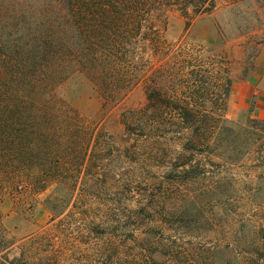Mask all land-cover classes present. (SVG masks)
Instances as JSON below:
<instances>
[{
	"label": "trees",
	"instance_id": "16d2710c",
	"mask_svg": "<svg viewBox=\"0 0 264 264\" xmlns=\"http://www.w3.org/2000/svg\"><path fill=\"white\" fill-rule=\"evenodd\" d=\"M208 1L49 0L15 17L19 36L1 33L0 189L43 196L51 227L23 242L13 257L0 232V264H64L67 246L80 244L119 256L129 244L144 250L145 230L190 223L186 216L197 202L182 187L207 175L206 164L196 157L205 144L202 134L210 128L176 88L215 72L211 62L205 65L199 55L193 56L192 47L167 52L163 33L168 20L139 13L162 15L169 8L188 13L193 8L202 14L215 6V0ZM191 26L192 19L186 30ZM142 45L155 58L165 56L162 66L151 68L145 85L133 81L132 71L131 54ZM174 65L185 73L182 78L170 79L167 71L177 70ZM78 71L100 98L92 120L68 109L57 95L59 85ZM138 84L145 89L146 102L120 113L124 131L117 138L103 123ZM217 127L214 123L213 132ZM121 161L130 162L126 171L118 165ZM110 162L116 164L113 175L103 180ZM70 164L73 178H81L84 188L97 186V207L88 205L95 202L90 199L85 210H78L71 195L62 193L69 190L65 177ZM172 242L174 246L159 250L165 257L161 261L143 251L129 261L109 264H213L194 257L191 247L178 251L176 240Z\"/></svg>",
	"mask_w": 264,
	"mask_h": 264
},
{
	"label": "rangeland",
	"instance_id": "374dc122",
	"mask_svg": "<svg viewBox=\"0 0 264 264\" xmlns=\"http://www.w3.org/2000/svg\"><path fill=\"white\" fill-rule=\"evenodd\" d=\"M48 2L0 0V37L3 32L16 34L15 17L25 12L23 10L32 11ZM159 14L141 12L139 16L168 20L163 33L168 43L167 52L171 47L174 51L192 47L193 56L199 55L204 64L211 62L210 68L215 72L211 78L206 73L201 74L200 80L189 82L188 87L180 89L178 85L176 88L180 97L189 98L194 112L207 119L210 128L202 134L205 144L196 157L206 164L207 175L182 187L184 193L195 196L197 202L186 216L191 221L178 229L145 230L144 250L129 244L124 247L127 253L119 256L112 250L100 254L97 252L99 247L94 244L69 245L63 262L119 263L129 261L137 254L140 256L143 251L161 261L165 257L159 250L174 246L172 240H176L178 251L191 247L194 257L213 261V264H264V114L256 111L254 98L243 110L235 108L233 102L237 89L242 91L240 84L258 89L264 102V0H215L213 9L202 14L194 13L193 8L188 13L169 8ZM190 19L192 26L186 30ZM10 36L9 39H15ZM131 56L133 81L139 79L141 83L143 80L144 85L151 68L162 66L161 61L165 58L164 54L155 58L151 48L143 45L133 50ZM174 68L177 70L167 71L170 79L176 75L182 78L185 73L176 65ZM172 84L170 80V87ZM57 95L68 109L90 120L97 117L100 98L85 73L71 74L59 85ZM145 102V89L139 85L112 110L113 114L103 123L105 131L120 138L124 131L119 122L120 113ZM214 123L218 125L215 132V128L212 129ZM110 163L103 180L108 181L113 175L116 164ZM118 165L126 171L130 162L121 161ZM66 171L65 179L70 185L67 186L69 190L63 189L62 193L71 195L78 210H85V202L90 199L95 202L89 201L88 205L97 207V186L84 188L81 178H73L71 164ZM87 194L89 197L85 196ZM80 195L85 199L77 200ZM42 199L43 196L26 194L25 190L18 193L0 189V232L9 240L11 257L18 254L22 243L35 233L51 227V213Z\"/></svg>",
	"mask_w": 264,
	"mask_h": 264
},
{
	"label": "crops",
	"instance_id": "0c3cea01",
	"mask_svg": "<svg viewBox=\"0 0 264 264\" xmlns=\"http://www.w3.org/2000/svg\"><path fill=\"white\" fill-rule=\"evenodd\" d=\"M242 88V91L240 92V89H237V94H235L234 98V107L240 110H243L247 107L249 102L252 98L256 99V111L260 114H264V102L263 97L261 95H258V89L253 90V88L248 84H240L239 85ZM257 93V95H256Z\"/></svg>",
	"mask_w": 264,
	"mask_h": 264
}]
</instances>
